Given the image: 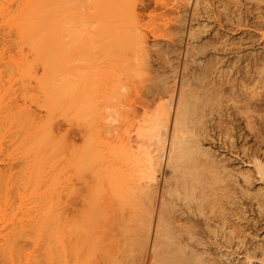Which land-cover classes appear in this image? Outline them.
Masks as SVG:
<instances>
[{"label": "bare ground", "instance_id": "obj_1", "mask_svg": "<svg viewBox=\"0 0 264 264\" xmlns=\"http://www.w3.org/2000/svg\"><path fill=\"white\" fill-rule=\"evenodd\" d=\"M64 1L67 0H0V48H7L4 49V51L6 50L7 52L9 48L12 51V47H14V49L19 50L17 52H20V55H22L21 58L23 57L24 59H21L20 55L18 57L17 52H14L15 50H13L11 53L12 55L13 52L14 54L16 53L15 55L18 58H13L12 55H8V57L6 52L5 56L2 55L4 57L0 56V62H3L5 57H8V59L5 60L7 62H10L11 57V60L17 59L15 62L12 60V63H4L7 70L3 67L4 64L2 63L3 68L0 65L2 68V72L0 70V75L6 76L8 71H10L9 73H14V77L16 74L19 75L17 78L18 81L14 79L17 82V84L16 82L13 83L14 87L10 82L12 79L8 77V75L11 74L8 73L6 76L10 80L9 81L7 79L8 82L6 81L5 77L4 80L3 77L0 76V82L3 80L6 82L4 84L3 81L2 87L0 84V88L3 89L5 85H8L6 88L4 87L5 91L4 89H1L0 93L2 91L7 92V88H9L11 85L9 89H15L12 92H16L17 95H20V98L22 97V99H20L18 96L16 98V94H12V92L10 94L8 90V94L10 95H7L10 99L5 98L7 100L9 99L7 102L8 104H1V101L3 100L2 97L3 95L5 97L6 93H3L2 96H0V155L2 154L4 158L14 148L15 151L13 150L14 152L12 151L13 153H10L11 156L9 154V158H14L15 155L18 156L21 161L18 160V162L15 161L14 163L17 164L20 161L19 164L22 163L21 168H24L22 171L21 168L19 169L22 173L19 171V173H16L17 176H15L17 180L12 179V176L15 174L14 172H16L14 171V168L12 169L13 174H9L8 178L2 174V178L4 177L3 180L5 181V178H7L9 183L4 182L2 178H0V263L82 264L84 261L81 260V258H83V256L90 250H93V258L90 259L89 263L87 262L85 264H264V234L261 236V238H259L260 244H258V246L256 244L257 248L254 246L252 248L253 241L250 242V236L252 235L250 232L251 229L249 230L248 228V231L246 228H244L246 223L248 224V222L245 221L250 218L249 213L246 214L248 216L245 215L246 211H250L248 202L251 203V199L255 200V207L258 211L261 209L262 204L264 203V156L260 155L261 151H264V146H261L262 150L260 149V152L259 148L257 149V147H254L255 144H261V142L264 143V0H175L176 4L172 6L174 9L171 7L172 4H170V8L173 11L176 10L175 12L178 13H175L176 16L181 15L178 17L179 19L176 20L179 21L178 25L176 22L177 26L175 25V28L173 29V32L175 31L176 33H174V36L176 37L178 34V41L180 40L178 43H180L182 39H184L183 35L185 34V41H187V43L184 45L186 48H183L181 55L184 56L183 58L186 59L185 61H187V59L190 60L187 62L192 64L196 62V65L200 67L199 69L205 68L206 72L203 69L201 70H203L204 74L206 75L203 74L201 75L202 77L199 78L198 76L200 75H198V71L202 74L201 70H199L195 64V67L194 65H192V67L195 69L197 68V72L194 70H189L188 68H190V65H187L189 63H184L183 65V59L182 67L180 68L178 65L180 70L183 69L182 74H179V78L174 80L172 76L171 79L173 81H170L171 83L167 82L170 83L169 85H166V82H162L163 84L165 83L164 85L157 83V85L159 84L160 87L159 85L158 87L155 86V89H153V92H151L153 95L149 94V98H153V96L157 94V91L162 86V90L160 89L158 91L159 93L161 92L162 95L158 93L157 98L159 99L160 96H165L164 98L168 97L169 100H166V102L169 101V103L167 102L166 105H164V103L160 104L164 99L162 98L160 101V98L158 100L160 103H156V105L153 103L144 105L148 108V111L152 105L155 107L153 108L152 113L151 111L149 113L147 110L144 112L145 115L142 120V124L139 125L140 129L137 133L139 145L136 147L137 150L134 151L135 154L133 153L134 156L132 154L129 156L131 158H135L136 160L133 158L129 159L133 161H129L128 165L130 167V162L132 163L136 161L135 163H132L136 166V169L134 166L132 167L134 168V173L139 172V178H137L138 182L136 183L134 176L133 180L129 179L131 177L127 176L126 180L123 179L124 183L121 182L122 187L120 182L117 181L122 189L116 188L118 187L116 182L114 183V185L116 184V187L112 185L116 191L118 190V192H115L120 193L119 201L120 203L123 202L121 205L124 204L123 207L125 205L130 207L127 208L129 211H126V206L124 207L125 209L121 208L124 210V212H122L120 209V211L116 209V213L115 209H111V207L113 208L111 204H108L109 208H106V206L104 208L101 205L100 207L96 204L97 208L100 207L102 211H100L101 209L97 210L96 207L95 209L92 205H90L89 202V204H86L87 202L84 204L83 199H81L82 195L80 197L81 193L79 194L80 191L76 186L77 184L74 183L75 179L78 178H73L74 181H72L73 179L70 176L68 179L69 181L67 184H65L66 180L63 182L59 177L63 172L62 171L60 173V169L64 166L62 160L69 163L67 166L71 172H75V170L81 171L79 167L83 169V167L87 168V165L90 167L87 168V170L92 169L90 170L92 172L93 166L91 164L95 165L94 163L97 155L99 159L101 158V162H99L102 163V160H104V157H106L104 156L106 150L104 153H98L101 151L96 150L99 149L96 148V132V136L95 134H92L91 136L88 134H90V132L92 133V131H97L99 134L112 133L113 137H115V139L120 142L121 139L119 141L118 138H122V136H120L121 132L119 129L122 128L123 123L122 125L119 123V119H122V115L119 116L120 110L118 109H120L122 106H119L121 104H114V106L111 105L110 108L106 107V102H109V100L105 97L109 96V92H102L104 88L101 87L102 90L101 88L98 89V86L96 85L97 83H94L96 85L94 86L97 90L93 88L94 86L91 89L93 84L90 85L89 82L87 84L88 86L86 85L87 87H85L84 85L86 83L84 81L82 82L81 80L79 81V74H75L78 72L77 68L75 72L71 73V68H69V65L66 63H64L65 67L63 68L60 67L61 65L58 66L59 63L65 59L66 56H64L63 53L66 51L62 52V54L61 52L59 53V51L58 53L54 54V51H57L58 48V50L63 49V47L61 48L60 45L64 46V44L61 43H64V38L68 37H65L64 35L66 33L64 28L67 27V23L69 31L72 32V30H70L71 28H69L70 21V24L73 26L78 24V26L76 25L77 27H74V29L72 28L73 30L77 28L78 36H75L76 31L73 32V35L71 32L68 33V38H70V36L72 38V40L70 38L72 44H81L83 41H77L79 38L91 39L97 36H101L102 39L104 38L105 44L106 42H110L108 40L111 39L110 31L114 29V24H111V16L114 13L117 14L119 11L117 8V10L114 11V8L117 7V2L120 1V3L122 2V5L125 4L127 6L130 0H126V3H123L125 0H91V3L94 4L91 5L89 3V5L92 8L94 7L93 11H95V15L98 16L97 20L93 19L96 21L95 23L91 20L85 19V12L92 10V8L85 3V0H75L76 2L73 0L75 5H71L70 3V8L75 6L77 8L76 13L78 12V15L80 16L78 17L75 13H69V15L73 16L75 14L79 18L78 21L75 20V23L73 22L74 24L72 23V17H66L67 19L70 17V21L69 19L68 21L65 20V16L63 17V13L66 15V12L70 11V8L67 10L69 4L66 3L68 2L64 3L65 6L67 5L66 8L63 4ZM68 1L71 2L72 0ZM154 1L155 0L152 2ZM142 2L143 1L139 3L141 4ZM132 3L130 2V5L128 4L129 6H127V9L129 8V12L133 11L132 13H135V11H138L141 6H136L138 3L135 1L133 4ZM135 7H138V9ZM83 8L85 9V12L83 11ZM87 8L91 9L87 10ZM167 8L165 7V9ZM120 11L122 10L120 9ZM76 16L75 18H77ZM113 17L114 15L112 18ZM64 21H67V23H64ZM212 23H216L219 27L221 26L220 29L224 28L223 31H218L216 27H214L215 25L211 27ZM119 24H121L120 21ZM132 33L137 34L138 32L134 31ZM129 35L131 34L129 33ZM74 36L76 37L75 39ZM142 38L143 35L136 37L137 45L138 43H143L142 46L149 49V45L146 42L147 39L143 41ZM106 39L108 41H106ZM155 40L156 44L158 41L157 39ZM53 42L55 44L57 43V49L53 47L55 46ZM167 42L170 43V41ZM84 43H90L91 45V42L89 41H84ZM7 44H10L11 47L9 45L8 48ZM14 44L17 45L18 48L14 46ZM170 44L172 45L173 42ZM1 45H7V47L5 46L3 48ZM50 45H52L53 48ZM164 46H167V43H165ZM49 47L51 50H55H53L52 53H49ZM67 48L69 49V47ZM175 48L178 49L175 46L174 48L170 47L169 49V47H167L166 49L175 50ZM159 49H162V51L164 50L163 46H161V48L159 47ZM166 49L164 50L165 52L163 51L165 56L169 53ZM180 49L179 51L181 52ZM4 51L1 50L0 54L1 52L3 54ZM142 52H144V50ZM160 52L161 51H157L156 53L160 54ZM176 52L177 50L175 51V55H178ZM11 53L9 52L8 54ZM205 53L211 54L214 59L211 58L212 56L209 57V55L206 58L205 55H202ZM56 54L63 56L59 55L58 57L57 55L55 58L54 56ZM198 54H201L203 57L205 56L204 59L206 58V63L207 61H212L210 63L211 65L209 64V66H206L208 64H206L205 61V65H203L201 60L197 61V59L200 57V55L199 57H196ZM160 55L162 56V53ZM194 56L197 59H195ZM19 58L21 61H18ZM51 58H53L55 63H58V65H55L54 60H51ZM86 58L89 59L88 57ZM18 62H21V64ZM63 62H65V60ZM13 63L14 68H12L13 66L11 67L10 65ZM77 63L79 64V62ZM82 63L83 61L81 64ZM66 65L70 70L68 71L70 74H68L66 70L67 75L62 73V70H60V68H62L63 71H65V68L67 67ZM74 66L77 67V64ZM183 66L189 67H186L184 70L185 67ZM115 67L117 66L115 65ZM175 67H177V65ZM102 68L103 67H101L100 71H102ZM103 69L105 71V68ZM126 69L127 66L124 70ZM187 69L190 72L197 73L194 74L195 76L197 75L195 79H188L187 75L189 74L184 72ZM55 70H60L61 72L58 71L56 73ZM109 70L112 69L110 68ZM175 70V74H177V69L175 68ZM104 71L102 73L106 74L107 71ZM189 71L186 72L189 73ZM3 72H6V74ZM179 72L181 73V71ZM58 73H61V76L65 79H60L61 77ZM172 73H174V70ZM72 74H74L76 77H73ZM57 75H59V77ZM64 75L67 77H64ZM69 75H71L70 77L73 79L75 78V82L69 77ZM190 75L191 77H194L192 73H190ZM54 77H58L60 82L55 81L56 78ZM22 78L25 80L28 79V81L24 82V79ZM68 78L69 80H66ZM76 78H78V81ZM91 78L92 77L90 76L89 79ZM19 79L23 82L21 83L20 81L19 83ZM70 79L74 83H72ZM32 80L34 82H30ZM64 80H66V82ZM194 80L196 83L195 85L192 83L194 85L193 86L191 82ZM77 82H79V84ZM23 83H27V86L23 85ZM29 83L34 86L32 87ZM78 85L81 88H79ZM19 86L22 87L20 88ZM82 86H84L85 89L84 87L82 89ZM16 87L22 89V92H24V98L21 96L23 94H18L19 91L18 89L16 90ZM88 87H90L91 90ZM104 87L106 88L105 85ZM156 87L158 90H156ZM111 88L112 87H110V89ZM122 88L119 87V89ZM34 91L37 94V101L35 100L36 98H34ZM96 91H100L99 93L102 96L107 94V96L104 97L105 101L101 96L97 95ZM115 91H118L115 94H120V90L114 89V92ZM22 92L20 90V93ZM94 92L96 93L93 97ZM102 93L105 94L103 95ZM96 95L97 97L99 96V99L101 97V99L105 102V107L101 106V102L103 101H98L99 99L95 98ZM155 97L156 96H154V98ZM13 98H16L17 103H15V100L14 103L12 102ZM114 98L118 97L115 96ZM18 99H20L21 101L19 102L22 103L19 104ZM39 99L41 103H32V100H34L36 103L40 102ZM155 100L157 99L155 98ZM4 101L5 100H3V102ZM9 101L12 102V104ZM25 101H27L26 104ZM100 107H103L105 110ZM111 107H113V110ZM67 110H72L73 112H68ZM41 111H43L44 114H41L43 113ZM63 111L65 115L63 114ZM66 112H68V114H66ZM71 112L73 114H71ZM56 113L62 117L64 115V117H58ZM69 114L72 115V118H70L71 116ZM77 114L81 115L78 116ZM66 116H70V121L67 118L69 125H71V119L74 120L76 117L75 120H77L78 117V121L81 122L80 124H82L80 127H78L79 122L76 121L78 123H76L75 126L78 124V130L81 128V126L82 128L88 129V131L84 129L87 132L86 135V132L84 131V135L87 136L85 137L88 138V143H82L85 148L82 149L83 152H81L82 150L80 151L79 147L77 148V146L74 145L72 141V146L69 144V140L67 141L68 143H65L67 139L64 140L65 138L63 139V135L59 133L60 131L58 132V129H55L57 124L59 126L61 125V120L64 118L66 119ZM55 117L57 119L59 118L58 121ZM55 120L57 122H55ZM65 121L66 124H68L67 120ZM74 121H72V124H74ZM63 122L64 120H62V123ZM219 127H222L220 130H222V132L227 135L226 138L229 137V141H227V139H225L223 136V141L231 143L233 140L235 142L234 138L231 137L234 135L233 133H235L234 136L240 142L239 149L241 150L238 152V147L236 149L238 155L235 154V151L233 154L231 147H228L230 148V152L234 156L236 155L235 158H232L233 162L237 160L236 164L234 165L228 163L230 161L232 162V160H229V158L226 157L227 154L223 156L224 154H221L222 152L219 151L221 158L226 157V159H228L226 160L223 158L221 160L217 152L214 154L215 149H212L211 145L214 146L216 140L221 141V145L223 144L221 136L222 134H218L220 131H217ZM54 130L57 131V134ZM9 132L12 137H10L8 134ZM79 133L80 131L77 133V135H79ZM6 134L7 136L9 135L8 138L10 139L7 138ZM84 135H82L83 137L81 136V139L85 138ZM216 136L221 138H216ZM6 138L8 141L11 140L10 143H7ZM60 138L63 139L61 140V143L59 140ZM97 139L100 140L102 138L98 137ZM57 140H59V142ZM110 140L112 141L111 138ZM250 141L254 145H251ZM3 142L5 143L4 145L9 144L7 146H10L8 148L6 146L7 150L3 149L6 153L8 152L4 155V151L2 150L3 144H1ZM57 142L58 144L60 143L58 145L60 148H57ZM94 142H96L95 145ZM63 143L65 145L69 144V146H64H68L67 148L71 147L68 149L70 151L73 150L72 147L74 148V146H76V149L74 148L75 150L72 152L74 155L71 152L66 154V151L64 150L65 148L61 147ZM124 146H126V144ZM217 146L219 147L218 143ZM227 146H221L219 150H222L221 148L227 149ZM149 147L151 149H149ZM10 148L11 150H9ZM108 148L109 147L107 146V148L105 147L104 149ZM129 149L131 151V148ZM1 150L3 153H1ZM223 151L225 152L224 149ZM16 152L17 154H15ZM70 153L72 156H67ZM66 156L67 158H71H68L67 160ZM127 156H124V158H126L128 161ZM7 157L5 159H0L7 161ZM17 158L15 157V159L10 160L14 161L17 160ZM114 158L115 157H113V159ZM10 160L8 159V162L11 163ZM105 161H103L104 164L102 163L103 166L108 164L110 167V161L109 163L108 161ZM60 162V167H57L59 171H57L58 169L56 170V166ZM5 163L6 162H4V164ZM14 163H6L5 165L9 166V168L7 167L8 169L3 164L5 167L3 169H7L5 170L6 173H12L11 168L13 167L12 165H14ZM112 166H114V164ZM19 167L20 165H18V168ZM98 167L100 166L98 165ZM18 168L15 169L17 170ZM3 169H0V174L5 173L2 171ZM166 169L169 170L168 175H165V172L162 171H165ZM9 170L11 171L9 172ZM107 170L109 171V168L106 170L104 169L103 171L107 172ZM129 170L130 171L128 173L131 176V167ZM135 170H137V172H135ZM70 171L66 172V175L64 174L65 172H63V176H61H67ZM80 171L78 173H80ZM160 171L163 172L164 175ZM83 172L85 171L83 170ZM94 172L95 174H98V170L96 173L94 169ZM156 172L158 176L160 175L159 173H161V180H159V177L156 176ZM237 172L241 177H236ZM6 173L4 175H7ZM20 174L21 177L23 176L22 178L18 177ZM55 174H58L59 177H56ZM80 174L74 175V173H72V177ZM10 175L12 176L10 177ZM10 178L12 181L16 180L18 184L15 185L14 182H12L14 185H9L11 184ZM20 178L22 180H19ZM23 178H25L24 181ZM70 178L72 180H70ZM239 178L243 182L241 185L239 183L240 180L238 182ZM7 179L6 181H8ZM98 179L100 180L101 178ZM102 180L103 179L100 181ZM130 182L133 185H131ZM122 183L127 185V187L130 184L131 187L129 186V189H125L127 187ZM84 190L86 189H83V191ZM124 190L125 193L129 191V195H127L128 193L126 194L128 197H125V193H123ZM66 192H72L71 194L74 196L72 197L73 199L71 198L72 200L70 199L72 196L71 194L70 197L69 193L67 196H65ZM9 193L13 194V197L16 194L15 197L17 199L15 197L14 199L11 195L10 197L12 200L14 199V201H10V197H8ZM121 194H124L122 195L124 196L122 199ZM130 194L132 195V198L130 197ZM238 194H243L241 196H243L245 200L247 197L250 199V201L249 199H247L248 201L246 200V207L248 210L246 207H244V200L242 201L244 204L241 202L239 203V201L242 200V197L241 199L240 197L238 198ZM244 195L246 197H244ZM63 197L65 201H63ZM65 197H68L69 200H67L68 198L65 199ZM236 197L238 198V202ZM124 198L132 201V203L127 202ZM15 200L18 202H15ZM99 201L102 200L99 198ZM12 202H14L13 205L16 207L12 206ZM130 203L133 207H131ZM238 203L241 205L243 204L242 206L245 209L239 206ZM105 209L107 210L105 211ZM126 212H128V215ZM243 224H245L244 227ZM239 226L243 231L245 229L244 234L243 232L239 231ZM234 230H237L236 235L238 242L236 243L237 246L234 245V247H231L228 245L233 243L232 238L234 241L235 234L233 235V233H236ZM238 231L240 234L242 233V236L239 237L240 234ZM247 231L250 236L248 233H246ZM245 234L249 236H247L249 239L246 238ZM247 240L250 242L251 247H249V243H246L247 245L245 244ZM24 243H27L29 247H32L30 248L32 249V252L26 251L25 247H27V244ZM224 244L227 245L228 248L230 247L232 249L235 248V246L238 247L242 251L239 252V250L236 248L238 256L241 254L242 256L237 257L236 255V258H234V256L231 258L232 255L227 254L228 251L226 252V250L228 249H226ZM223 245L225 246V251H223L224 249H221ZM241 247H244V250ZM253 249L255 252L252 251ZM232 252H235L234 249Z\"/></svg>", "mask_w": 264, "mask_h": 264}, {"label": "rangeland", "instance_id": "obj_2", "mask_svg": "<svg viewBox=\"0 0 264 264\" xmlns=\"http://www.w3.org/2000/svg\"><path fill=\"white\" fill-rule=\"evenodd\" d=\"M73 1V0H72ZM70 2V1H64L63 2V4L64 3H66V2H68V3H66V4H69V6H68V9L67 10H69V8L71 7L70 6V3H71V5H75V3H74V1L73 2ZM95 1V0H94ZM93 1V2H94ZM123 1V0H122ZM132 1H133V3H134V1L135 2H137L138 3V5H136V6H141L140 7V9L138 10V11H135V13H132L133 11H131V12H129V8L127 9V6H129L130 4V2L132 3ZM130 0V2L127 4V6L125 5V4H121L120 3V1L119 2H117V7H115L114 8V11L115 10H119L118 11V13L116 14V13H114V14H112V16L114 15V17L112 18V16H111V24H114L113 25V30L112 31H110V33H111V39H112V41H111V39H108L110 42H106V44L104 43L105 41V39L103 38L102 39V37L101 36H97V37H93V38H89V39H78V37H77V41H83L81 44H72L71 43V40H72V38H71V36H70V38H71V40H70V38H68L69 37V32H71V31H69V29H68V23H67V21H68V19L70 18V17H72V19L74 20H72V23L74 22L75 23V20H79V18L78 17H80L78 14V12L76 13V7L75 6H72V8H70V11H67L68 12V14H67V12L66 11H64V12H66V15H64L65 13H63V17H64V19L67 17V16H70V17H68V19L66 18L65 20H67L66 22L64 21V23H67V27H65L64 28V30L66 31V33L64 34L65 35V37L66 36H68V37H66V38H64L65 40H64V43H61V44H64V46H61L60 45V47L62 48L63 47V49H60V50H58L59 48L57 47V43L55 44L54 42V44H55V46H53V47H55L56 49H57V51L55 50V49H53V50H55L54 51V54L55 53H58V51H59V53L61 52V54H62V52H64V51H66L65 53H63V55L64 56H66L65 57V62H63V61H61V63H59V65H58V63L56 64L55 63V60L53 59V58H51V60H54V64L55 65H58V66H60V67H65V64L64 63H66L67 65H69V68H71L70 70H69V68H68V66L65 68V71H63V69L62 68H60V70H62V73H65L66 75H67V73H66V70H67V72L68 71H70L71 73H73V72H75V70H76V68H77V73H75L76 75L77 74H79V81L81 80L82 82L84 81L86 84L84 85L85 87H87L88 85V82H89V84L90 85H92L91 86V89H92V87L95 85L94 83H97L96 85L98 86V89H100L101 87L102 88H104V90L102 91V92H106L107 93V91L109 92L108 93V97H105V96H107V94H103L104 96H102V95H100V91H96L97 92V95H99V96H101L102 97V99L104 100L105 98H107L108 100H109V102H106V104H107V106L106 107H109L110 108V106L111 105H113L114 106V104H121V105H119V106H122L120 109H118V110H120V112H119V116H121L122 117V119L120 118L119 119V123L122 125V123H123V125H122V128H118L119 129V131L121 132V134H120V136H122V138H118L119 139V141H120V139H121V141L120 142H118V140H116L115 139V137H113V134L111 133H107V134H104V133H98L97 131H92V133L90 132V134H88V135H94L95 134V132H96V134H97V136L98 137H100V138H102V139H97L98 137L96 136V134H95V136H96V140L95 141H97V147L96 146H94V147H96V148H99V149H96L97 151H101V152H98V153H104L105 152V150H106V152L104 153V156H106V157H104L103 159L104 160H102V163L104 164V162L103 161H105V162H107L108 161V163H109V161H110V167L108 166V164H106V165H104L103 166V164L102 163H100L101 161V158L99 159V157H98V155H97V158L99 159H95V165H93V164H91L92 166H93V171L91 172L90 170H92V169H88L87 170V168H90L88 165L86 166L87 168H85V167H83V169L81 168V167H79L80 169H81V171L80 170H78V171H76L75 170V172H71L70 171V169H69V167L67 166L69 163L68 162H64V160H62L61 162L63 163V167L60 169L61 171H60V173L63 171V172H65L67 169V171L66 172H69L70 171V173H68L67 174V176H64V177H62L63 176V172L60 174V177L58 176V174L56 175L55 174V176L56 177H59L60 178V180H62L63 182H65L64 180H66V182H65V184H67V182L69 181L68 179H69V177L71 176V178L73 179V178H78L79 179V181H78V179H75V184H77L76 186L78 187V189H79V194H80V197H81V195H82V197H81V199H83V201H84V204L86 203V204H89L90 203V205H92L94 208L96 207L97 208V205L98 206H102V207H104L105 208V206H106V208H109V205L108 204H111V206H113V208L111 207V209H115V213H116V209L117 210H122V212H124V210L123 209H121V208H124L123 207V205H121L122 203H120V201H119V195H120V193H116V192H118V190L116 191V189H114L113 187H112V185L113 186H115L114 185V183L116 182L117 184H118V182L117 181H119L120 182V185H121V182H123L124 183V181H123V179H125L126 180V177L128 176V177H131V178H129V179H132L133 180V176L135 177L134 179H136V183L138 182V180H137V178H139L138 177V175H139V172H137V170H135V172H137V173H134L133 171H134V168L132 167V166H134L135 167V169H136V166L135 165H133L132 163H135L136 161H134V162H130V167H131V172H130V174H131V176L129 175V161H133V160H129V159H132L131 157H129V156H131V154L134 156V154H135V150H137V146L139 145L138 143V139H137V137H138V135H137V133H138V131H139V129H140V127H139V125H141L142 124V120H143V118H144V112L147 110L148 111V108L147 107H145L144 105L145 104H155L156 105V103L158 104V103H160L158 100L160 99V101L162 100V98H164L163 96H160V98L158 99L157 98V96H158V91L161 89L162 90V86H161V88H159V90H158V85H157V83H160V84H162V85H164L162 82H166V85H169L171 82L170 81H173L171 78H172V76H173V78H174V80L177 78H179V74H182V70L183 69H181L180 70V68L182 67V60L184 59L183 57L184 56H182L181 54H182V51H183V48L185 47L186 48V46H184L186 43H187V41H185V34L183 35V37H184V39H182V41L180 42V43H178L179 41H178V38H177V36H178V34L176 35V37L174 36V33H175V31L173 32V29L175 28V25H176V22H177V25H178V21H176L177 19H179L178 17L179 16H181V15H177L176 16V14L175 13H177V12H175V11H173L171 8H170V4H172L171 5V7L174 5V4H176V2H175V0H155L154 2H152L153 0ZM141 1H143L141 4H145V7H144V4L143 5H141L139 2H141ZM152 3H151V2ZM174 1V2H173ZM177 1V0H176ZM76 2V1H75ZM88 2V3H87ZM127 1L125 0V1H123V3H126ZM172 2V3H171ZM85 3L86 4H88L89 5V3L92 5V4H94V3H91V0H85ZM132 3V4H133ZM150 3V4H149ZM155 3V4H154ZM160 3V4H159ZM164 3V4H163ZM168 3V4H167ZM119 4H121V5H119ZM131 4V5H132ZM140 4V5H139ZM149 6H148V5ZM167 4V5H166ZM146 5H147V7H146ZM156 5V6H155ZM157 5H159V6H157ZM64 6H65V4H64ZM90 6V5H89ZM120 6V7H119ZM163 8H162V7ZM66 8H67V5L65 6ZM75 7V8H74ZM91 7V6H90ZM122 10V11H120V9ZM131 7V6H130ZM149 7V8H148ZM159 7V8H158ZM165 7L167 8V9H165ZM65 8V9H66ZM92 8V7H91ZM91 8H87V10L88 9H91ZM117 8V9H116ZM123 8V9H122ZM135 8H137L138 9V7H135ZM142 8V9H141ZM144 8H145V10H144ZM160 8H162V9H160ZM173 8V7H172ZM64 9V10H65ZM72 9H75V10H72ZM93 9H94V7L92 8V10H88V11H86L85 12V9L83 8V11L86 13V15H85V19H88V20H91L92 22H96V21H94V20H97V18H98V16H96L95 15V11H93ZM137 9H135V10H137ZM170 9V10H169ZM174 9V8H173ZM131 10V9H130ZM128 11V12H127ZM172 11V12H171ZM137 12V13H136ZM69 13H75L73 16H74V18H73V16L72 15H69ZM91 13H93V14H91ZM116 14V15H115ZM120 14V15H119ZM178 14V13H177ZM92 15V16H91ZM118 15V16H117ZM75 16L77 17V18H75ZM90 18H89V17ZM94 19V20H93ZM71 19H69V21H70ZM81 20V19H80ZM113 20V21H112ZM118 20V21H117ZM76 21V22H77ZM87 21V20H86ZM119 21H120V23L121 24H119ZM88 22V21H87ZM91 22V23H92ZM117 22V23H116ZM71 23V21L69 22V28H71L70 30H72V32H71V34L73 35V32H75V36L77 35V28L75 29V30H73L74 29V27H77L78 26V24H75V26H73L72 24H70ZM73 23V24H74ZM77 23H79V22H77ZM90 23V22H89ZM93 23V24H94ZM77 25V26H76ZM118 25H120V26H117ZM176 25V26H177ZM215 25V26H214ZM216 23H212V25H211V27L212 26H214V27H216V29L218 30V31H223V29L224 28H221L220 29V27L217 25ZM123 28H122V27ZM125 27V28H124ZM67 28V29H66ZM73 28V29H72ZM120 28H122V29H120ZM116 29V30H115ZM123 29H125V30H123ZM123 30V31H122ZM64 31V32H65ZM138 32L137 34L136 33H132V32ZM115 32H117V33H115ZM129 33L131 34V35H129ZM70 34V35H71ZM79 34V33H78ZM116 34V35H115ZM133 34V35H132ZM143 35V38H142V40L144 41V40H146V42H147V44L149 45V49H147V47H143L142 46V44H139L138 43V45H137V41H136V37L137 36H142ZM176 34V33H175ZM127 35H128V37H127ZM74 36V39L76 38ZM78 36V35H77ZM73 37V36H72ZM98 37H100V38H98ZM113 37V38H112ZM131 37V38H130ZM95 38V39H94ZM135 38V39H134ZM141 38V37H140ZM177 38V39H176ZM73 39V40H74ZM155 39H157V41L159 42H157L158 43V45H160V46H158L157 45V43L155 44V42H156V40ZM91 40V41H90ZM96 40V41H95ZM107 39H106V41H108ZM137 40H138V38H137ZM184 40V41H183ZM75 41V40H74ZM73 41V42H74ZM84 41H89V42H91V45H90V43H84ZM101 41H102V43H101ZM166 41V42H165ZM167 41H170V43H172L173 42V44L171 45L170 43H168ZM172 41V42H171ZM175 41H177V42H175ZM70 42V43H69ZM134 44H133V43ZM145 42V43H146ZM175 42V43H174ZM66 43V44H65ZM68 43V44H67ZM165 43H167V46H164L165 45ZM53 44V45H54ZM60 44V43H59ZM58 44V45H59ZM84 44H85V46H84ZM109 44V45H108ZM157 45V46H155V45ZM164 44V45H163ZM178 44V45H177ZM8 45V48H9V45L10 44H7ZM7 45H1V47L3 46V48L6 46L7 47ZM70 45V46H69ZM112 45V46H111ZM145 45V44H144ZM147 45V46H148ZM152 45H154V46H152ZM168 45H170V46H168ZM180 45V46H179ZM14 46H16L17 47V45H15L14 44ZM51 47H52V45H50ZM89 46H90V48H89ZM132 46V47H131ZM161 46H163V49L165 50L167 47H169V49H170V47H172V48H174V46L175 47H177L178 49H176L175 48V50H167V52H169L168 54H166V56H165V54H164V52L162 51V49H159V47L161 48ZM10 47H11V45H10ZM52 47V48H53ZM67 47H69V49L67 48ZM86 47H87V49H86ZM111 47V48H110ZM140 49H139V48ZM157 47H158V50H157ZM18 48V47H17ZM50 48V47H49ZM180 48H182V49H180ZM4 49H7V48H4ZM4 49H1L0 48V51L2 50V51H4ZM109 49V50H108ZM134 49V50H133ZM142 49V50H141ZM179 49L181 50V52L179 51ZM10 50V51H9ZM9 50H7V52H6V50L3 52V54H2V52H1V54H0V56H2V55H4L5 56V54L7 53V56L8 55H12V51L13 50H15L14 52H17V51H19V50H16V49H14V47H12V51H11V49L9 48ZM50 50V52L49 53H52L53 52V50H51V48L49 49ZM144 50V52H142ZM150 50V51H149ZM161 51L160 52V54L162 53V56L160 55V54H158V53H156L157 51ZM177 50V52H176V54L178 53V51H179V53H178V55H175V51ZM11 53V54H8L9 52ZM134 51V52H133ZM172 51V52H171ZM174 51V52H173ZM6 52V53H5ZM14 52H13V58H15L16 57V53L14 54ZM166 52V53H167ZM19 53V54H18ZM93 54V55H92ZM15 55V56H14ZM17 55H18V57H19V55H20V52H17ZM52 55V54H51ZM58 54H56L54 57L56 58V56H57ZM60 55V54H59ZM59 55H58V57H59ZM63 55H60V56H63ZM86 55V56H85ZM111 55V56H110ZM160 55V56H159ZM164 55V56H163ZM180 55V56H179ZM199 55H200V57H199ZM202 55H205L206 56V58L208 57V55H209V57H211L212 55L211 54H207V53H205V54H202ZM201 54H198V56H196V57H199L198 59L195 57V59H197V61L198 60H201V62L203 63V65H205L204 64V61H205V59H204V57L202 56ZM4 56H2V57H4ZM21 56L22 55H20V58H21ZM53 56H51V57H53ZM82 56V57H81ZM85 58H84V57ZM89 56H91V57H89ZM114 56V57H113ZM158 56H159V58H158ZM179 56V57H178ZM9 57V56H8ZM8 57L6 58L5 57V59L3 60V62L1 61L0 63V65H1V67H2V65L5 63L6 64V62L7 61H5L6 59H8ZM11 57V56H10ZM18 57H16V58H18ZM24 57H26V56H24ZM57 57V58H58ZM86 57H88L89 59H91V60H89V59H87ZM94 57V58H93ZM163 57V58H162ZM174 57H176V58H174ZM180 57H182V58H180ZM202 57H203V59H202ZM1 58V57H0ZM12 58V57H11ZM11 58H10V62H7V63H12L11 61L13 60L14 62L17 60H14V59H12L11 60ZM19 58V60L18 61H21V59H23V57L20 59ZM64 58V57H63ZM135 58V59H134ZM212 59H214L213 58V56L211 57ZM210 58V59H211ZM79 59H81V60H79ZM82 59H85V60H82ZM98 59V60H97ZM128 59V60H127ZM177 59V60H176ZM181 59V60H180ZM210 59H208V60H210ZM24 60V59H23ZM23 60H22V62H23ZM57 60V59H56ZM88 60H89V62H88ZM96 60V61H95ZM110 60V61H109ZM130 60V61H129ZM176 60V61H175ZM186 59H184L183 60V65H184V63L185 64H187V63H189V64H187V65H190V68H188L187 66V68L189 69V70H191V71H195V72H197V70L200 68V67H198L196 64V62L194 63L196 66H197V68L195 69L194 67H195V65L194 64H192V63H190V62H187V61H190L189 59H187V61H185ZM203 60V61H202ZM50 61V60H49ZM83 61V63L81 64V62ZM95 61V62H94ZM98 61V62H97ZM103 62V64H102V62ZM130 63H129V62ZM211 61V60H210ZM53 62V61H52ZM51 62V63H52ZM58 62V61H57ZM62 62H63V65H62ZM77 62H79V64L77 63ZM111 62H112V64H111ZM126 62V63H125ZM128 62V63H127ZM180 62V63H179ZM209 61H207V63H206V61H205V63L206 64H208V65H206V66H209V64L212 62H209ZM3 63V64H2ZM18 63H20L21 64V62H18ZM91 63V64H90ZM116 63V64H115ZM119 63V64H118ZM122 63H124V64H122ZM178 63V64H177ZM202 63H201V65H202ZM5 64H4V68L6 69V67H5ZM53 64V66L55 67V65ZM77 64V67H75L74 65H76ZM89 64H90V66H89ZM97 64V65H96ZM100 64V65H99ZM117 66V67H115V65ZM118 64V65H117ZM129 66H128V65ZM9 65V64H8ZM8 65H7V67H8ZM11 65V67L12 68H14V63L13 64H10ZM10 65H9V67H10ZM16 65V64H15ZM102 65V66H101ZM104 65V66H103ZM119 65H121V66H119ZM127 66V69L126 70H124L125 68H126V66ZM177 65V67H175ZM180 66V68H179V66ZM192 65H194V67H192ZM202 65V66H203ZM211 65V64H210ZM92 66V67H91ZM100 66V67H99ZM123 66V67H122ZM0 67V68H1ZM2 67V68H3ZM57 67V66H56ZM81 67V68H80ZM96 67V68H95ZM98 67V68H97ZM101 67H103V68H105V71H104V69L102 68V71H100L101 70ZM113 67V68H112ZM122 67V68H121ZM177 69V74H175V72H176V70H175V68ZM183 67H185V66H183ZM186 67L184 68V70L186 69ZM2 68L0 69L1 70V72H2ZM58 68V67H57ZM87 68V69H86ZM90 68V69H89ZM112 69V70H109V69ZM191 68H193V69H191ZM11 69V68H10ZM80 69V70H79ZM120 69H121V71H120ZM128 69H130V70H128ZM186 70V71H189V70ZM201 69H203V70H205V68H201ZM201 69H199V70H201ZM4 70V69H3ZM7 70V69H6ZM5 70V71H6ZM60 70H58V71H60ZM84 70H86V71H84ZM96 72H95V71ZM99 72H98V71ZM113 70H115V71H113ZM174 70V73H172V71ZM203 70H201V72H202V74L198 71V75H200V76H198L199 78H201L202 76L201 75H203L204 74V71ZM56 71V73L58 72L57 70H55ZM90 71H91V73H90ZM106 72V74L105 73H102V72ZM128 71V72H127ZM179 71H181V73L179 72ZM186 71H184L185 73H187V74H189V75H187L188 76V79H191V80H193V79H195L196 78V76L194 75V74H197V73H193V72H190L189 71V73L188 72H186ZM10 71H8L7 72V75H8V73H9ZM61 72V71H60ZM70 72H68V74H70ZM95 72V73H94ZM101 72V73H100ZM111 72V73H110ZM205 72H206V70H205ZM3 73H5L6 74V72H3ZM2 73V74H3ZM86 73V74H85ZM90 73V74H89ZM109 73V74H108ZM126 73V74H125ZM184 73V74H185ZM190 73H192V75L194 76V77H191V75H190ZM9 74H11V75H8V77L9 78H11L12 80L10 81L9 79H8V77H6L5 75L3 76V75H0V76H2L3 77V79H4V77L6 78V81H7V79L11 82V84L13 85V87H14V84L13 83H15L16 81H18L17 80V78L19 77V75H17L16 74V78L14 77V73H9ZM58 74H60V79H65V78H63L62 76H61V73H58ZM80 74H81V76H80ZM97 74V75H96ZM99 74V75H98ZM101 74H102V76H101ZM104 74V75H103ZM113 74V75H112ZM131 74V75H130ZM63 75V74H62ZM66 75H64V77L66 76ZM73 75V77H76L74 74H72ZM87 75V76H86ZM93 75V76H92ZM105 75H107V76H105ZM127 75V76H126ZM178 77H177V76ZM204 75H206V74H204ZM10 76H12V77H10ZM58 77H59V75H57ZM71 75H69V77H70ZM83 76V77H82ZM90 76L92 77L91 79H89L90 78ZM101 76V77H100ZM175 76V77H174ZM2 77H1V79H2ZM56 78V77H54V78H56V80L55 81H59V78ZM67 77V76H66ZM104 77V78H103ZM30 78V77H29ZM70 78H72V77H70ZM86 78V79H85ZM102 80H100V79ZM193 78V79H192ZM14 79H16V81L14 80ZM22 79H24V78H22ZM31 79V78H30ZM78 78H76V80H77ZM84 79V80H83ZM89 79V80H88ZM95 79V80H94ZM103 79H106V80H103ZM169 79V80H168ZM171 79V80H170ZM176 79V80H177ZM5 80V79H4ZM3 80V81H4ZM66 80H69V78L68 79H66ZM66 80H64L65 82H66ZM72 80L74 81L75 80V78L73 79L72 78ZM71 79H70V81H72ZM88 80V81H87ZM91 80H93V81H91ZM97 80V81H96ZM108 80V81H107ZM167 80V81H166ZM1 81V80H0ZM2 81V82H3ZM13 81V82H12ZM20 79H19V83H20ZM24 82H27L28 81V79L27 80H23ZM23 81H21V83L23 82ZM64 81H63V83H64ZM72 81V83H74ZM78 81V80H77ZM101 83H100V82ZM160 81V82H159ZM195 81V80H194ZM194 81H192L191 82V84L193 83L194 85H195V83H196V81L194 82ZM2 82H0V84H1V87H2ZM8 82V81H7ZM30 82H34L33 80L32 81H30ZM60 82V81H59ZM62 82V81H61ZM81 82V83H82ZM91 82V83H90ZM103 82V83H102ZM167 82H170V83H167ZM189 82H190V80H189ZM4 84L6 83L5 81L3 82ZM78 84H79V82H77ZM3 84V85H4ZM9 84V83H8ZM16 84H17V82H16ZM15 84V85H16ZM30 85H31V83H29ZM33 84V83H32ZM102 86H101V85ZM192 84V85H193ZM21 85V84H20ZM23 85H25V86H27V83L25 84V83H23ZM81 85V84H80ZM87 85V86H86ZM95 85V86H96ZM104 85L106 86V88L104 87ZM165 85V86H166ZM193 85V86H194ZM6 86H8V85H5L4 87L6 88ZM11 86V85H10ZM10 86H9V88H10ZM32 86V85H31ZM34 86V85H33ZM32 86V87H33ZM84 86H82V89H83V87ZM95 86L93 87L94 89H96L95 88ZM108 86V87H107ZM124 86V87H123ZM155 86H157L156 88V90H158L157 91V94L156 95H154V96H156L155 98L157 99V100H155V98H154V96H153V98H149L150 97V95L152 94L151 92H153V89H155L154 87ZM4 87H3V89H4ZM13 87H12V89H13ZM20 88L22 87V86H19ZM78 87H79V85H78ZM85 87H84V89H85ZM110 87H112L111 89H110ZM114 87V88H113ZM116 87V88H115ZM119 87L120 88H122L123 89V91H122V89H119ZM159 87H160V85H159ZM192 87V86H191ZM9 88H7V92H1L0 94V96H2V94L4 93H6V95H5V97H4V95H3V100H5L4 102H3V100L1 101V104H4V103H7L8 102V100L10 99L9 98V96L8 95H10L11 94V92L13 91V90H15V89H13V90H11V89H9ZM20 88H17L16 87V90L18 89V94H23V95H21V96H23V98H24V92H22V89H20ZM79 88H81V87H79ZM89 89H90V87H88ZM102 88H101V90H102ZM193 88V87H192ZM195 88V87H194ZM1 89L2 88H0V91H1ZM2 89V90H3ZM21 90V92L22 93H20V90ZM90 89V90H91ZM114 89H117V90H120L119 92H120V94H115V93H117L118 91H115L114 92ZM8 90H9V92H10V94H8L9 92H8ZM97 90V89H96ZM111 90H113V91H111ZM156 90H154V91H156ZM4 91H5V89H4ZM111 91V92H110ZM128 91H129V93H128ZM150 91V92H149ZM96 92H94L93 93V97H94V94L96 93ZM124 92H126V93H124ZM13 93H15L16 94V92H12V94ZM112 93V94H111ZM156 93V92H155ZM8 94V95H7ZM14 94V95H15ZM121 94H123V95H121ZM127 94V95H126ZM150 94V95H149ZM160 95H162L161 94V92L159 93ZM13 95V96H14ZM28 96H30L29 94H27ZM34 95H35V97L34 98H36L35 100L37 101V97H36V92L34 91ZM97 95H96V97L95 98H98L97 97ZM120 95H121V97H120ZM153 95V94H152ZM16 96V98H17V96L19 97L20 95H15ZM118 97V98H114V97ZM12 97V96H11ZM101 97H100V99L98 100V101H103L102 99H101ZM105 97V98H104ZM109 97H111V98H109ZM120 97V98H119ZM124 97H125V99H124ZM5 98H9L8 100L7 99H5ZM16 98H13V103H14V100H15V103H17L16 101ZM20 98V97H19ZM26 98V97H25ZM167 98V99H166ZM166 98H164L161 102L162 103H160V104H163L164 103V105H166L167 104V102L169 103V101H167L166 102V100H169L168 99V97H166ZM1 99V98H0ZM20 99H22V97L20 98ZM20 99H18V102L19 101H21ZM28 99H30V98H28ZM111 99H112V101H111ZM122 101H121V100ZM12 100V99H11ZM10 100V101H11ZM25 100H27V99H25ZM113 100H114V102H113ZM153 100H155V101H153ZM9 101V102H10ZM31 101V100H30ZM34 100H32V103L34 104H39V103H41V101H40V99H39V101L40 102H38V103H36L35 101L33 102ZM97 101V102H98ZM105 101V100H104ZM101 102V106H104V105H106V104H104L105 102ZM3 102V103H2ZM12 102H10L11 104H12ZM26 102L27 101H25V104H26ZM20 103H22V102H19V104ZM28 103H30V102H28ZM100 103V102H99ZM8 104V103H7ZM24 104V103H23ZM98 104V103H97ZM108 104H109V106H108ZM129 106H128V105ZM28 105H30V104H28ZM126 105V106H125ZM99 106H100V104H99ZM105 107V106H104ZM131 107V108H130ZM149 107V106H148ZM155 106L154 105H152L151 106V108L149 109V113H150V111H151V113L153 112V108H154ZM100 108H103V107H100ZM112 108V110H113V107H111ZM104 109V108H103ZM116 109V108H115ZM128 111H127V110ZM105 110V109H104ZM111 110V109H110ZM111 110V111H112ZM123 110V111H122ZM131 110V111H130ZM39 111V110H38ZM37 111V112H38ZM68 112H70V111H72V110H67ZM107 111V110H106ZM130 111V112H129ZM41 112H43V111H41ZM68 112H66V114H68ZM73 112V111H72ZM71 112V114H73ZM125 112H127V113H125ZM41 114H44V112L43 113H41ZM58 113H56V115H57ZM63 114H64V111H63ZM71 114H69L70 116V118H72V115ZM65 115V114H64ZM64 115H63V117H64ZM78 116L79 115H81V114H77ZM76 115V116H77ZM87 115V114H86ZM124 115H126V116H124ZM58 117H60L59 115H57ZM56 116V117H57ZM55 117V118H56ZM62 117V116H61ZM62 117V118H63ZM68 116H66V119L64 118V119H62V118H60V119H62V120H64V122L62 123V120H61V125L59 126L57 123H55V124H57L56 125V127H58V128H56L55 127V129L61 134V135H63V139L64 140H66L65 141V143L69 140V144L71 145V144H73L74 143V145H76L77 146V148L79 147V149H80V151L82 150V149H85L84 148V145L83 144H85V142H87L88 143V138H86L87 136V132L84 130V129H86V128H82V126H81V128H79V130H78V127H80V125H82V124H80L81 122H79L78 121V117H77V120H75L76 119V117H75V121L73 120V119H71L72 121H74V124H72L73 122L71 121V125H69V121H70V118H69ZM74 117V116H73ZM87 117V116H86ZM69 119V121H68V119ZM83 118V117H82ZM88 118V117H87ZM57 119V118H56ZM59 119V118H58ZM58 119H57V121H58ZM128 119V120H127ZM133 119V120H132ZM65 120H67V123L68 124H66V121ZM83 120V119H82ZM87 120V119H86ZM85 120V121H86ZM91 120V119H90ZM122 120V121H121ZM56 120H55V122H57ZM76 121H78L79 122V126H78V124L75 126V124L76 123H78V122H76ZM59 122H60V120H59ZM83 122V121H82ZM87 122V121H86ZM65 123V124H64ZM87 124V123H86ZM119 124V125H120ZM73 125V126H72ZM89 125V124H88ZM120 125V126H121ZM55 126V125H54ZM62 126V127H61ZM78 126V127H77ZM87 126V125H86ZM119 126V127H120ZM76 127H77V129H76ZM83 127H84V124H83ZM124 127V128H123ZM54 128V127H53ZM62 128V129H61ZM220 128L222 129V127H219V129L217 130V131H220L218 134H222L221 136H222V141H223V136L225 137V139H227V141H229V137L228 138H226V134L224 133V132H222V130H220ZM61 129V130H60ZM73 131H72V130ZM129 129V130H128ZM56 130H54L55 131V133L57 132ZM69 130V131H68ZM83 130V131H82ZM87 131H88V129H86ZM12 131V130H11ZM67 131V132H66ZM80 131V133H79V135H77V133ZM84 131L86 132V135H84ZM69 132V133H68ZM100 132V131H99ZM127 132V133H126ZM63 133V134H62ZM71 133V134H70ZM75 133V134H74ZM124 133V134H123ZM9 135H10V137H12V135L10 134V132L8 133ZM57 134V133H56ZM225 134V135H224ZM234 135H235V133H233ZM3 135H4V133H3ZM9 135L7 136V134H6V136H7V138L9 137ZM59 135V134H58ZM69 135V136H68ZM82 135H84V137L85 138H82L81 139V136ZM101 135V136H100ZM111 135V136H110ZM124 135V136H123ZM234 135H232L231 137L232 138H234V140H235V142H236V145H235V142L232 140V142L234 143H227V141H223V144L221 145V141H219V140H216L214 143H215V145L213 146V145H211L212 146V149H215V150H217V151H215L214 150V154H215V152H217L218 154H216V155H218L219 156V158L222 160L223 158H225L226 159V157L227 158H229V160L231 159L232 160V162L230 161V162H228V163H231V164H236V161L235 162H233V159L232 158H235L236 157V155H238V153H237V151L239 152L241 149H239V144H240V142H239V140H237L236 139V137L234 136ZM5 136V137H6ZM65 136V137H64ZM102 136H105V137H102ZM220 136V135H219ZM219 136H216V138H219ZM59 137V136H58ZM69 137H71V138H69ZM83 137V136H82ZM94 137V136H93ZM125 137V138H124ZM230 137V138H231ZM3 138H4V136H3ZM6 138V139H7ZM69 138V139H68ZM74 138V139H73ZM90 138H92V137H90ZM110 138L112 139V141L110 140ZM221 138V137H220ZM219 138V139H220ZM5 139V140H6ZM8 139H10V138H8ZM8 139H7V143L9 142L10 143V141H8ZM62 138H60L59 140H60V143H61V140H63ZM84 139V140H83ZM87 139V140H86ZM93 139H95V138H93ZM107 140V141H105V140ZM136 139H137V141H136ZM4 140V139H3ZM2 140V141H3ZM59 140H57L58 142H59ZM102 140H103V142H102ZM125 142H127V143H125ZM71 141L73 142V143H71ZM112 142V143H110V142ZM208 141V140H207ZM230 141H231V139H230ZM5 142V141H4ZM1 143V144H3V147H2V150L3 149H6V146L7 145H9V144H6V145H4L5 143ZM58 142L56 143L57 144V148L59 147L58 145L60 144H58ZM64 142V141H63ZM102 142V143H101ZM117 144H116V143ZM124 142V143H123ZM209 142V141H208ZM220 142V143H219ZM238 142V143H237ZM68 143V142H67ZM76 143V144H75ZM83 143V144H82ZM95 143L96 142H94V145H95ZM110 143V144H109ZM115 143V144H114ZM217 143L219 144V147L217 146ZM250 143H251V145H254L251 141H250ZM69 144H66V145H68L69 146ZM126 144V146H124ZM130 144V145H129ZM264 143H262L261 142V144L259 143V144H255L254 145V147H257V149L259 148V152H260V149L262 150V147L261 146H264L263 145ZM65 144L63 143V145L61 146V147H63V148H65L64 150L66 151V154L67 153H69V152H74L73 150H75L76 148V146H74V148L72 147V151H70V150H68V149H70L71 147H69V148H67V147H65L64 146ZM81 145V146H80ZM88 145V144H87ZM100 145V146H99ZM105 145V146H104ZM114 145V146H113ZM119 145V146H118ZM222 147H225V145L227 146V149L226 148H221L222 150H219L220 149V147L221 146ZM230 145V146H229ZM234 147H232V146ZM238 145V146H237ZM260 145V146H259ZM4 146H5V148H4ZM72 146V145H71ZM99 146V147H98ZM107 146L109 147L108 149H104L105 147L107 148ZM118 146V147H117ZM236 146V147H235ZM8 147H10V146H7V148ZM126 147V148H125ZM128 147V148H127ZM151 147H153V146H151ZM213 147H215V148H213ZM228 147H231V151H232V153L234 154V151H235V156L230 152V148H228ZM237 147H238V149H237ZM60 148V147H59ZM66 148H67V150H66ZM129 148H131V151H130V149ZM241 148V147H240ZM78 149V150H79ZM103 149H104V151H103ZM115 149V150H114ZM126 149V150H125ZM149 149H151L150 147H149ZM223 149L225 150V152L223 151ZM233 149V150H232ZM236 149H237V151H236ZM264 149V148H263ZM2 150H1V153H3L2 152ZM7 150V149H6ZM9 150H11V148L9 149ZM13 150H14V148H13ZM12 150V151H13ZM95 150V151H96ZM4 151V150H3ZM12 151H10L9 152V154L10 153H13ZM68 151V152H67ZM108 151V152H107ZM113 151H115V152H113ZM127 151V152H126ZM219 151H221L222 153L221 154H224L223 156H225L226 154V157H223L222 155V157L223 158H221L220 157V153H219ZM230 153H229V152ZM81 152H83V150L81 151ZM81 152H78V153H81ZM130 154H129V153ZM8 153V152H7ZM5 151H4V153H3V155L4 154H7ZM69 154V155H67V156H72V154L74 155V153H72V154ZM107 153V154H106ZM111 153V154H110ZM114 153H115V155H114ZM122 153V154H121ZM126 153V154H125ZM134 153V154H133ZM228 153H229V157H228ZM262 153V154H261ZM261 153H260V155H263L264 156V151L262 150L261 151ZM9 154H7V156H5L4 158H3V156H2V154L0 155V158H3V159H5L6 157L10 160V159H15V157L17 158L18 156H16L15 155V157L14 156H12V157H14V158H9L10 156H11V154H10V156H9ZM15 154H17V152L15 153ZM65 154V153H64ZM77 154V153H76ZM106 154V155H105ZM230 154H232V155H230ZM14 155V154H13ZM100 156H102L101 154H99ZM112 155V156H111ZM128 155V156H127ZM67 156H66V159L68 160V158H71V157H68L67 158ZM124 156H127V158H128V161H127V159L126 158H124ZM136 156H137V154H136ZM135 156V157H136ZM234 156V157H233ZM96 157V156H95ZM110 157V158H109ZM113 157H115L114 159H113ZM118 158V159H117ZM218 158V159H219ZM3 159H0V161L1 162H3V163H1L0 162V169H3V168H9V166H7V165H5L6 163L8 164H12V162L14 163L15 161L16 162H18V160H20L19 159V157L17 158V160H14V161H11V163L10 162H8V159H7V161L6 160H3ZM65 159V160H66ZM116 159V160H115ZM124 159V160H123ZM134 160H136L135 158H133ZM237 159H238V157H237ZM70 160V159H69ZM226 160H228V159H226ZM21 161V160H20ZM20 161H19V163H20ZM97 161V162H96ZM100 161V162H99ZM117 161V162H116ZM123 161V162H122ZM4 162H6L5 164H4ZM61 162L60 163H58V165L56 166V170L58 169L57 167L59 166L60 167V165L59 164H61ZM120 162V163H119ZM19 163H17V164H15L14 163V165H12L13 167L11 168V170L14 168V171H16V172H14L15 174H14V176H12V175H10V177L12 176L13 178L12 179H16V176H17V172L19 171V172H21L24 168H21V164H19ZM65 163V164H64ZM71 163V162H70ZM126 165H125V164ZM5 165V167H4V165ZM114 164V166H112ZM117 164V165H116ZM17 165V166H16ZM18 165H20V167L18 168ZM97 165V166H96ZM98 165L100 166V167H98ZM116 165V166H115ZM125 165V166H124ZM15 166V167H14ZM23 166V165H22ZM84 166V165H83ZM11 167V166H10ZM66 167V168H65ZM7 168V169H8ZM15 168H18L17 170L15 169ZM21 168V171L19 170ZM65 168V169H64ZM97 168V169H96ZM107 168H109V171L107 170V172H105V171H103L104 169L106 170ZM114 168H115V170H114ZM7 169H3L2 171H4L5 173H6V171L5 170H7ZM63 169V170H62ZM94 169H95V171H96V173H97V170H98V174H95V172H94ZM11 170H9V172L11 171ZM83 170L85 171V172H83ZM57 171H59V169L57 170ZM56 171V172H57ZM80 171V173H78ZM163 172H165V175H168V171L169 170H162ZM1 172V171H0ZM18 172V173H19ZM25 172V171H24ZM24 172H23V176H24ZM66 172L64 173L65 175H66ZM94 172V173H93ZM101 172H102V174H104V175H102L101 174ZM161 172V171H160ZM163 172H161V173H163ZM5 173H1L0 175H1V177L0 178H2V174H3V176H6L7 178L9 177V174H13V170H12V173H6L7 175H4ZM22 173V172H21ZM57 173H59V172H57ZM72 173H74V175H76V174H80V175H77V176H79V177H77V176H73L72 177ZM93 173V174H92ZM159 173V172H158ZM161 173H159L160 175L158 176L157 175V172L155 173L156 174V176L157 177H159V180H161ZM167 173V174H166ZM108 174V175H107ZM239 173L237 172V175H236V177H238L239 175H238ZM16 175V176H15ZM62 175V176H61ZM97 175V176H96ZM113 175V176H112ZM140 175H141V173H140ZM163 175H164V173H163ZM22 176V177H23ZM85 176V177H84ZM94 176V177H93ZM18 177H21V174L18 176ZM21 177V178H22ZM66 177V178H65ZM89 177V178H88ZM112 177V178H111ZM125 177V178H124ZM239 177H241V176H239ZM4 178V177H3ZM3 178H2V180H3ZM7 178H5V181L4 182H8L9 183V180L7 179ZM19 179V180H22V179ZM61 178H63V179H61ZM70 178V180H72ZM98 178H101V179H103L102 181H100ZM107 178V179H106ZM6 179L8 180V181H6ZM96 180L97 181V183H96V181H94V180ZM104 179H106V180H104ZM17 180V179H16ZM16 180L15 181H12L11 180V178H10V181H11V184H9V185H17L18 183L16 182ZM25 180V178H23V181ZM59 180V179H58ZM121 180V181H120ZM128 180V179H127ZM132 180H131V182H132ZM239 180H240V178L238 179V182H239ZM62 181H60L61 183H63ZM72 181H74V179L72 180ZM76 181H78V182H76ZM108 181V182H107ZM3 182V183H4ZM12 182H14V184L12 183ZM16 182V183H15ZM22 182V181H21ZM59 182V181H58ZM82 182V183H81ZM95 182V183H94ZM112 182V183H111ZM130 182V183H131ZM84 183V184H83ZM88 183V184H87ZM91 183V184H90ZM105 183H106V185H105ZM122 183V184H123ZM127 183V182H126ZM133 183H135V182H133ZM240 185L243 183L241 180H240ZM239 183H238V185H239ZM5 184V183H4ZM20 184V183H19ZM97 184V185H96ZM102 184V185H101ZM108 184H109V186H108ZM83 185V186H82ZM87 185V186H86ZM90 185V186H89ZM100 185V186H99ZM124 185V184H123ZM131 185H133L132 183H131ZM105 186H106V188H105ZM118 187H116V188H118V189H122L121 187H122V185H121V187L119 186V184L117 185ZM124 186H126L127 187V185H124ZM130 184L128 185V187L127 188H125V189H129L130 187ZM82 187H83V189H86V190H84L83 191V189H82ZM89 187V188H88ZM97 187V188H96ZM108 187V188H107ZM112 187V188H111ZM103 188V189H102ZM124 188V187H123ZM101 189V190H100ZM89 190H91V191H89ZM112 190V191H111ZM114 190V191H113ZM110 191V192H109ZM116 191V192H115ZM128 191V190H127ZM10 192V191H9ZM12 192H14V191H12ZM11 192V193H12ZM87 192V193H86ZM90 192V193H89ZM96 192V193H95ZM99 192V193H98ZM103 192V193H102ZM115 192V193H114ZM120 192H121V190H120ZM129 192V191H128ZM127 192V193H128ZM15 193V192H14ZM69 193V192H68ZM68 193L66 192V194H65V196H67L68 195ZM72 192H70L69 193V197H70V199L72 198V197H74L73 196V194H71ZM84 193V194H83ZM122 193V192H121ZM123 193H125V190L123 191ZM127 193H125V197H128V196H126V194ZM237 193V192H236ZM71 194V195H70ZM76 194H77V192H76ZM91 194V195H90ZM102 194V195H101ZM112 194V195H111ZM118 194V195H117ZM12 195V197H13V194H10L9 193V195H8V197H10ZM83 195H85V196H83ZM122 195H124V194H121V196ZM127 195H129V193L127 194ZM237 195V194H236ZM241 195H243V194H238V198L240 197V199H241V197H242V200H240L239 201V203L241 202V203H243L242 201L244 200L245 201V206L244 207H246V205H247V202H246V200L247 199H249L248 197H247V199L245 200V198H243V196H241ZM16 196V194L14 195V197ZM63 196H64V194H63ZM77 196V195H76ZM108 196V197H107ZM112 196V197H111ZM132 195L130 194V197H131ZM13 197V198H14ZM96 197V198H95ZM105 197V198H104ZM124 196H122L121 197V199L123 198ZM244 197H246L245 195H244ZM16 198V197H15ZM14 198V199H15ZM66 198H68V197H65V199ZM99 198H100V200H102V201H99ZM102 198V199H101ZM132 198V197H131ZM238 198L236 197V199H237V202H238ZM10 199V201H14V199L12 200L11 199V197L9 198ZM17 199V198H16ZM73 199V198H72ZM71 199V200H72ZM125 199V198H124ZM67 200H69V198L67 199ZM88 200V201H87ZM127 202H131L132 203V201H129L128 199H125ZM124 200V201H125ZM131 200V199H130ZM17 200H15V202H16ZM63 201H65L64 200V197H63ZM117 201V202H116ZM125 201V202H126ZM248 201V200H247ZM249 201H250V199H249ZM18 202V201H17ZM89 202V203H88ZM92 202V203H91ZM106 202V203H105ZM251 203H249L248 202V207H249V209H250V211L248 210V208L246 207V209L248 210V212L246 213L245 212V215L246 214H248L249 213V216H250V218L249 219H247V221H245V222H248V224L246 223V225L245 224H243V227H244V225H245V227L244 228H246V230H248V228H249V230H250V232L252 233V235L250 236V234L248 233V231L246 232V233H248V235L250 236V239H251V241L250 242H252L253 243V245H252V248H253V246L254 247H256V244H257V246H258V244H260V241H259V238H261V236H263V234H264V203L262 204V207H261V209L258 211L257 210V208L255 207L256 205H255V200H253V199H251V201H250ZM254 202V203H253ZM264 202V201H263ZM13 203L14 202H12V206H15V205H13ZM113 203V204H112ZM131 203H130V205H131ZM238 203V205L239 206H241V207H243L241 204H239ZM97 204V205H96ZM118 204V205H117ZM133 204H134V202H133ZM108 205V206H107ZM100 206V207H101ZM16 207V206H15ZM100 207H98L97 208V210H99V209H101ZM131 207H133L132 205H131ZM243 207V208H244ZM13 208V207H12ZM93 208V209H94ZM95 208V209H96ZM127 208H130V207H127L126 206V211H129ZM255 208V209H254ZM14 209V208H13ZM125 209V208H124ZM245 209V208H244ZM243 209V210H244ZM107 209H105V211H106ZM110 210V209H109ZM112 210V211H113ZM119 210V211H120ZM100 211H102V209L100 210ZM111 211V212H112ZM236 211V210H235ZM252 211V212H251ZM261 211V212H260ZM118 213V212H117ZM128 212H126V214H127ZM130 213V212H129ZM253 213V214H252ZM114 214V213H113ZM116 215V214H115ZM123 215H125V214H123ZM128 215V214H127ZM117 216V215H116ZM246 216H248V215H246ZM118 217V216H117ZM254 217V218H253ZM248 218V217H247ZM254 220V221H253ZM254 225V226H253ZM248 226V227H247ZM240 227V226H239ZM238 227V229H239V231H241V232H243V234L245 233V229H244V231L242 230V228L240 227L239 228ZM261 228V229H260ZM241 229V230H240ZM234 231H236V233L234 232L233 233V235H234V237L236 238H234V241H233V238H232V244L230 245H228V246H233L234 247V245H236L237 246V242H238V239H237V230H234ZM238 231V232H239ZM263 231V232H262ZM239 234H240V232H239ZM242 234V233H241ZM239 235V237L240 236H242V235ZM261 234V235H260ZM246 235V234H245ZM248 235H246V238L247 239H249L248 237ZM248 236V237H247ZM245 237V236H244ZM253 237V238H252ZM246 238H245V240H246ZM236 240V241H235ZM250 242L247 240L246 242H245V244L246 243H249V247H251L250 246ZM251 243V244H252ZM24 244H27V243H24ZM225 245V244H224ZM223 245V247L221 248L222 250L224 249V247L226 246V249H228V250H226V249H224L223 251H225L226 250V252H227V254L228 255H232L231 256V258L234 256V258H236V255H237V257H241L242 256V254L241 255H239L238 256V252H237V249L239 250V252H242L241 251V249H239L238 247H236L235 246V248H233L234 249V251L235 252H232L233 251V249L232 248H228L227 247V245H225L224 246ZM247 245V244H246ZM23 246H26V245H23ZM248 247V246H247ZM30 248H32L31 246L29 247L28 246V244H27V247H25V249H26V251L27 252H32V249H30ZM93 248V247H92ZM237 248V249H236ZM242 249L244 248V247H241ZM257 248V247H256ZM256 248H254V249H256ZM28 249V250H27ZM30 249V250H29ZM212 249H213V247H212ZM236 249V250H235ZM252 250L253 252H255V250ZM231 252H230V251ZM244 250V249H243ZM90 251H91V254H90ZM87 254H85L84 256H83V258H81V260H83V261H81V262H83L82 264H85V263H89L90 262V259H92L93 258V250H90ZM226 252H224V253H226ZM256 252H257V250H256ZM90 255V256H89ZM89 259V260H88ZM1 264V263H0ZM81 264V263H80ZM137 264V263H136Z\"/></svg>", "mask_w": 264, "mask_h": 264}]
</instances>
